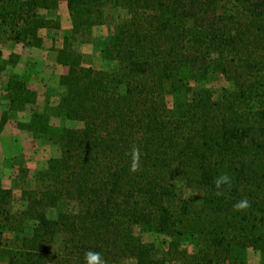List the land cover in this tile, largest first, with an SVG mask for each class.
I'll list each match as a JSON object with an SVG mask.
<instances>
[{
    "label": "trees",
    "instance_id": "trees-1",
    "mask_svg": "<svg viewBox=\"0 0 264 264\" xmlns=\"http://www.w3.org/2000/svg\"><path fill=\"white\" fill-rule=\"evenodd\" d=\"M62 2L72 28L56 103L49 94L37 108L16 75L4 90L0 126L58 155L33 175L14 158L21 186L0 181V262L85 264L94 251L106 264H246L252 249L264 264V0H0V35L43 48L40 31L61 29L45 13ZM111 12L121 15L101 52L112 65L85 66L76 36ZM168 96L186 102L171 107ZM59 118L74 124L54 128ZM221 174L231 186L217 195ZM26 177L37 187L24 188ZM244 197L251 207L234 212Z\"/></svg>",
    "mask_w": 264,
    "mask_h": 264
},
{
    "label": "rangeland",
    "instance_id": "rangeland-1",
    "mask_svg": "<svg viewBox=\"0 0 264 264\" xmlns=\"http://www.w3.org/2000/svg\"><path fill=\"white\" fill-rule=\"evenodd\" d=\"M61 5V4H60ZM65 8L46 12V17L50 19L59 18L61 21V29L45 30L42 32L44 38V47L41 49L25 48L24 46H16L10 42L6 36L0 35V122L3 113L8 112L9 103L6 99L4 90L8 80L12 76L19 77L33 91L38 94L37 108H42L48 102L49 94L53 95V101L56 103L60 95L58 68H56L55 60L58 51L64 46V37L68 35L72 28L70 14L66 6ZM121 13H110L109 20L106 25L87 32L84 36H76L74 49L83 58L85 66H94L97 69H108L112 65L104 60L101 52V43L111 34L117 24V18ZM23 47V48H22ZM35 51L33 54L32 51ZM20 52V53H18ZM18 53V54H17ZM57 69L53 71V69ZM62 69V67H60ZM60 70V69H59ZM52 73V74H51ZM57 73V75H56ZM225 83L221 80L211 85L216 91H219ZM168 103L171 107H176L180 103H185L186 98L180 97L179 100L168 96ZM19 119L25 121L29 118L30 112L19 113ZM54 128H61L64 125L73 126V122H68L63 118L53 119ZM55 130V129H54ZM15 129V124L10 123L5 127L0 126V181L7 188L15 189L21 183L16 179V170H13L12 161L14 158H21L20 163L31 169V174L35 170L42 167L50 158L58 155L57 148L47 143L34 142L24 136H20ZM27 157L22 158V155ZM19 160V159H18ZM33 162V163H32ZM37 162V163H36ZM35 163V166H34ZM36 168V169H35ZM18 169V168H15ZM21 182V181H20ZM23 187L34 189L37 184L32 177H26L23 181ZM20 190L16 191L13 211H19L23 208V202L19 200ZM143 239L147 243L161 242L162 240L154 234H144ZM246 264H258L259 256L252 249H248L245 253ZM0 264H2L0 262Z\"/></svg>",
    "mask_w": 264,
    "mask_h": 264
},
{
    "label": "clouds",
    "instance_id": "clouds-1",
    "mask_svg": "<svg viewBox=\"0 0 264 264\" xmlns=\"http://www.w3.org/2000/svg\"><path fill=\"white\" fill-rule=\"evenodd\" d=\"M140 150L138 147L133 146L130 152L131 156V164H130V172L135 173L140 169ZM213 184L216 189V194L221 195L222 190L225 185L231 186V178L227 174H221L217 176L213 180ZM251 207L249 200L244 197L238 200L233 205L234 212H243ZM85 264H106V262L102 259L101 254L94 251H87L84 256Z\"/></svg>",
    "mask_w": 264,
    "mask_h": 264
},
{
    "label": "crops",
    "instance_id": "crops-1",
    "mask_svg": "<svg viewBox=\"0 0 264 264\" xmlns=\"http://www.w3.org/2000/svg\"><path fill=\"white\" fill-rule=\"evenodd\" d=\"M64 6H66V8H67V10H68V6H67V3H65V2H62L61 3V5L59 6L61 9H63V8H65ZM59 9V8H58ZM68 13H69V11H68ZM68 29H71V26H68ZM46 29H42L41 31H40V36L43 38V36H42V32L43 31H45ZM48 30V29H47ZM44 39V38H43ZM10 41V40H9ZM10 42H12V41H10ZM14 43V42H13ZM14 44H16V43H14ZM44 44H45V42H44ZM16 46H21V45H19V44H16ZM23 46V45H22ZM44 47V46H43ZM23 48V47H22ZM36 49H40V48H36ZM18 53H20V52H18ZM17 53V54H18ZM32 53L34 54L35 53V51L33 50L32 51ZM55 65H56V68H58V74H60V76L59 77H61L62 75H65L66 73H67V71H68V69L66 68V67H64V66H62V65H59L58 63H57V61L55 60ZM60 67H62V69L60 68ZM60 69V70H59ZM57 69H55V67H54V69H53V71H56ZM52 74V73H51ZM56 75H57V73H56Z\"/></svg>",
    "mask_w": 264,
    "mask_h": 264
}]
</instances>
